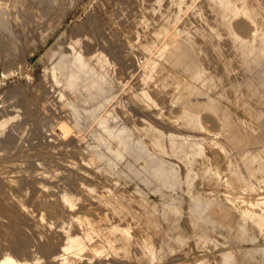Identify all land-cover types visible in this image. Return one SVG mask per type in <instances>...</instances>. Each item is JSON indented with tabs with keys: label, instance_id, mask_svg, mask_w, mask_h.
<instances>
[{
	"label": "rangeland",
	"instance_id": "1",
	"mask_svg": "<svg viewBox=\"0 0 264 264\" xmlns=\"http://www.w3.org/2000/svg\"><path fill=\"white\" fill-rule=\"evenodd\" d=\"M0 178V264H264V0H0Z\"/></svg>",
	"mask_w": 264,
	"mask_h": 264
},
{
	"label": "bare ground",
	"instance_id": "2",
	"mask_svg": "<svg viewBox=\"0 0 264 264\" xmlns=\"http://www.w3.org/2000/svg\"><path fill=\"white\" fill-rule=\"evenodd\" d=\"M42 152H43V151H42ZM52 158H53V157H52ZM72 158H73V157H72ZM31 159H32V158H31ZM88 163H89V162H88ZM9 168H11V167H9ZM1 169H2V168H1ZM14 169H15V168H14ZM10 170H11V169H10ZM5 171H6V170H5ZM5 171H3V173H4ZM1 172H2V171H1ZM10 172H11V171H10ZM29 174H30V173H29ZM42 175H43V174H42ZM1 176H2V175H1ZM0 179H1V180H0V216H3V215H4L3 212L1 213L2 209H3V211H4V210H5L4 207H5L6 205H9V206H8V209H6L7 211H6V210H5V211H6V213L9 212V213H7L8 216L6 215L7 218H8L7 220H9L10 217H11L10 220H12V218L15 217L14 215L17 214V216H18V213H19L18 210H20L19 207H20L21 205L19 206V205H18V202L16 203L17 205L14 203V201L16 200V198L14 199V197H12L13 199H11V198L8 197V195H10L11 192H12L14 189H13V187H12L11 185L8 186V184H6V183L3 182V181L5 180L4 178H3V181H2V178H0ZM34 179H35V176H34ZM36 179H37V178H36ZM7 180H8V178H7ZM23 181H24V180H23ZM23 181H22V182H23ZM29 181H31V180H29ZM8 182H9V181H8ZM8 182H7V183H8ZM24 182H25V181H24ZM34 182H35V181H34ZM34 182H33V183H34ZM28 183H29V182H28ZM31 184H32V182H31ZM49 184H50V183H49ZM36 185H37V184H36ZM10 186H11L12 188H11ZM18 186H19V185H18ZM41 186H42V185H41ZM15 189H17V188L15 187ZM22 189H23V188H22ZM22 189H21V190H22ZM9 190H12V191L10 192ZM21 190H20V191H21ZM13 192H14V191H13ZM13 192H12V193H13ZM72 193H73V192H72ZM16 194H17V193H16ZM42 194H43V193H42ZM44 194H46V193H44ZM12 195H13V194H12ZM14 195H15V194H14ZM17 195H18V194H17ZM64 195H65V194H64ZM78 195H79V194H78ZM49 196H50V194H49ZM15 197H16V196H15ZM55 197H56V196H55ZM7 198H8V201L3 203L2 201H3L4 199H7ZM75 199H76V198H75ZM13 200H14V201H13ZM18 200H19V199H18ZM40 200H41V199H40ZM57 200H58V199H57ZM28 202H30V201H28ZM57 202H58V201H57ZM5 203H9V204H6L5 206L3 205V206H4V207H3L2 204H5ZM44 203H46V202H44ZM44 203H43V207L45 208ZM54 203H56V202H54ZM67 203H68V202H67ZM19 204H20V203H19ZM23 204H24V201H23ZM57 204H59V203H57ZM24 205H25V204H24ZM38 205H39V204H38ZM40 205H42V204H40ZM52 205H53V204H52ZM46 206H48V205H46ZM9 207H10V208H9ZM33 207H35V206H33ZM53 207H54V206H52V210L54 209ZM62 207H63V206H62ZM18 208H19V209H18ZM44 208H41V209H44ZM48 208H49L50 211H51V206H50V205L48 206ZM9 209H10V210H9ZM21 209H22V207H21ZM33 209H34V208H33ZM56 209H58V208H56ZM22 210H23V209H22ZM35 210H36V209H35ZM58 210H59V209H58ZM47 211H48V210H47ZM15 212H18V213L15 214ZM23 212H24V210H23ZM31 212H32V211H31ZM55 212H58V211H55ZM60 212H61V211H60ZM12 213H14V214H12ZM20 214H21V213H20ZM20 214H19V215H20ZM50 214H52V212H51ZM53 214H54V213H53ZM57 214H59V212L56 213V215H57ZM59 215H60V214H59ZM61 215H62V214H61ZM61 215H60V216H61ZM6 216L4 215L3 217L5 218ZM43 216H44V215H43ZM52 216H53V215H52ZM3 217H2V218H3ZM18 217H19V216H18ZM26 217H27V216H26ZM47 217H48V216H47ZM49 217H50V216H49ZM55 217L58 218L59 216H55ZM55 217H54V218H55ZM2 218H1V219H2ZM15 218H16V217H15ZM20 218H21V216H20ZM22 218H23V217H22ZM28 218H29V217H28ZM28 218H27V219H28ZM57 218H56V219H57ZM64 218H65V217H64ZM85 218H86V217H85ZM85 218H84V219H85ZM1 219H0V223H1ZM16 219H19V218H16ZM29 219H30V218H29ZM50 219H51V218H50ZM58 219H59V218H58ZM58 219H57V220H58ZM86 219H89V217L86 218ZM90 219H91V217H90ZM44 220H45V219H44ZM30 221H31V220H30ZM83 221H85V222L87 223L86 220H83ZM83 221H82V222H83ZM2 222H3V221H2ZM91 222H92V221H91ZM86 223H84V224L86 225ZM1 224H2V223H1ZM1 224H0V225H1ZM80 224H81V223H80ZM94 224H95V223H94ZM4 225H5V224H4ZM6 225H7V224H6ZM8 225H9V224H8ZM11 225H13V224L11 223ZM81 225H82V224H81ZM87 225H88V223H87ZM1 226H2V225H1ZM14 226H15V225H14ZM1 229H2V227H1ZM14 230H15V229H14ZM4 232H5V233H9V232H7L6 230H4L3 233H4ZM12 232H13V231H12ZM3 233H2V230H0V237H1V236H2V237L4 236V235H1V234H3ZM13 234H14V233H12V234L10 233L11 236H9V237H10L9 239H11V237L14 236ZM19 234H20V233H19ZM17 235H18V232H17ZM5 236H7V234H5ZM20 236H21V235H20ZM2 237H1V238H2ZM16 238H17V237L15 236L14 239H16ZM6 239H7V238H4V240L2 239V240H1L2 242H1V243H3V241H6V242L10 241L9 239H8V241H7ZM14 239H13V240L11 239V240L15 242ZM17 239H18V238H17ZM17 239H16V241H17ZM126 240H127V238H126ZM126 240H125V238H124V241H126ZM49 241H50V240H49ZM14 242H13V243H14ZM18 242H20V241H18ZM18 242H17V244H18ZM29 242H30V241H29ZM51 242H53V240H52ZM51 242H49V243H51ZM67 242H68V240H67ZM67 242H66V243H67ZM1 243H0V246H1ZM4 243H5V242H4ZM9 243H11V241L8 242V243H6V245H7V244L9 245ZM13 243H12V244H13ZM45 243H46V242H45ZM64 243H65V242H64ZM66 243H65V244H66ZM15 244H16V243H15ZM20 244H21V243H20ZM46 244H48V242H47ZM6 245H5V246H6ZM25 245H26V243H25ZM63 245H64V244H63ZM126 245H127V244H126ZM126 245H125V246H126ZM3 246H4V244H3ZM5 246H4V247H5ZM9 246H10V245H9ZM9 246H8V248H9V250H10V247H9ZM12 246H13V245H11V247H12ZM20 246H21V245H20ZM23 246H24V245H23ZM47 246H48V245H47ZM4 247H3V248H4ZM24 247H26V246H24ZM52 247L54 248V246H52ZM52 247H51V248H52ZM55 247H56V246H55ZM57 247H58V246H57ZM127 247H128V246H127ZM3 248L1 247V252H2V249H3ZM17 248L20 249V247H18V246H17ZM53 248H52V249H53ZM5 249H7V247H6ZM11 249H13V248H11ZM15 249H16V248H15ZM18 249H17V251H18ZM22 249L26 250V248H22ZM55 249H56V248H55ZM60 249H61V248H60ZM123 249H124V248H123ZM3 250H4V249H3ZM9 250H8V251H9ZM13 250H14V249H13ZM20 250H21V249H20ZM61 250H62V249H61ZM4 251H5V250H4ZM8 251H5V252H8ZM17 251H16V252H17ZM21 251H22V250H21ZM21 251H20V252H21ZM97 251H98V250H97ZM20 252H19V253H20ZM52 252H53V251H52ZM52 252H51V253H52ZM55 252H57V250H56ZM58 252H59V251H58ZM58 252H57L56 255H58ZM60 252H61V251H60ZM60 252H59V253H60ZM9 253H10V252H9ZM12 253H13V252H12ZM22 253H23V252H22ZM53 253H54V252H53ZM53 253H52V254H53ZM4 254H5V253H4ZM23 254H24V253H23ZM23 254H21V255H23ZM52 254H51V255H52ZM2 255H3V252H2ZM14 255L16 256L17 254H14ZM54 255H55V253H54ZM3 256H4V255H3ZM3 256H1V257L3 258ZM8 256H9V255H8ZM12 256H13V254H12ZM15 256H13V257H15ZM23 256L26 257L25 255H23ZM52 256H53V255H52ZM10 257H11V255H10ZM16 257H17V256H16ZM16 257H15V260L18 259V258H16ZM18 257H19V256H18ZM55 257H56V256H55ZM21 258H22V257H19V261H20ZM22 260H23V259H22ZM22 260H21V261H22ZM24 260H25V259H24ZM25 261H26V260H25ZM59 261H60V260H59ZM56 263H57V262H53V264H56ZM61 264H63V263H61ZM86 264H87V263H86Z\"/></svg>",
	"mask_w": 264,
	"mask_h": 264
}]
</instances>
